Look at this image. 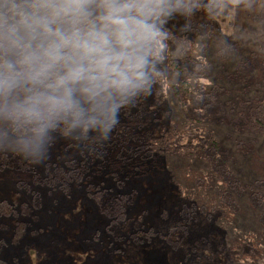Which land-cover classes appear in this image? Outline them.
Here are the masks:
<instances>
[{
  "label": "rangeland",
  "instance_id": "rangeland-1",
  "mask_svg": "<svg viewBox=\"0 0 264 264\" xmlns=\"http://www.w3.org/2000/svg\"><path fill=\"white\" fill-rule=\"evenodd\" d=\"M193 19L231 40L236 58L214 62L206 75L192 73L190 79L196 85L188 100H180L168 80L155 85L135 107L121 110L125 117L93 154L58 137L50 150H61L65 168L88 166H83L85 174L77 177L72 187L47 184L48 170L38 169L46 160L26 164L11 153L0 154V200L13 202L17 209L10 216L0 217V264H184L179 246L195 240L204 241L206 264H264V212L258 207L249 205L245 218L234 223L216 221L211 229L197 235L185 233V238L182 228L168 225L187 208L181 206V192L168 165L163 163L153 172L146 166L129 175L121 171L140 131L133 111L147 113L146 119L149 117L154 127L178 117L187 134L182 138L184 150L192 143L208 146L215 139L234 152L239 178L256 193L264 194V135L238 131V119L230 113L231 107L239 105L230 94L232 90H241L249 99L264 95V38L253 37L256 27L236 0H229V7L218 16L197 13ZM180 23L182 19L169 21L167 28L172 32L171 26ZM167 45L168 50L174 47ZM198 45L201 50L203 45ZM199 59H204L201 53ZM219 84L224 89L211 101L210 90ZM221 114L220 122L216 117ZM146 157L143 154L141 158ZM199 165L191 164L192 170L205 174L207 165ZM251 237L257 241L260 256L250 246Z\"/></svg>",
  "mask_w": 264,
  "mask_h": 264
},
{
  "label": "clouds",
  "instance_id": "clouds-1",
  "mask_svg": "<svg viewBox=\"0 0 264 264\" xmlns=\"http://www.w3.org/2000/svg\"><path fill=\"white\" fill-rule=\"evenodd\" d=\"M264 38V0H236ZM229 0H0V154L29 164L56 139L91 150L109 139L120 112L158 83H180L177 65L192 40L203 45L193 74L234 60L233 42L197 13L221 14ZM179 36L167 50L169 21ZM264 47V45H262Z\"/></svg>",
  "mask_w": 264,
  "mask_h": 264
},
{
  "label": "trees",
  "instance_id": "trees-1",
  "mask_svg": "<svg viewBox=\"0 0 264 264\" xmlns=\"http://www.w3.org/2000/svg\"><path fill=\"white\" fill-rule=\"evenodd\" d=\"M215 29V28H214ZM215 31V30H214ZM179 36L169 34L166 42L174 46L175 40ZM189 39V49L185 54V59L181 58L177 61L178 66L187 67L189 74L180 77V83L171 84V88L179 96V99L188 100L187 98L193 94L196 85L191 81L190 77L193 75V62L199 63L201 53L200 45L195 44ZM170 46H166L167 50ZM212 71V70H210ZM195 76L197 74H194ZM224 89L221 84L212 87L210 92L213 94L210 100H217L215 95ZM204 93L203 90H200ZM230 92L226 90V93ZM235 90L231 91V95L239 101V105L231 107V115L237 117L235 122L238 131H247L255 135H264V95L261 98L255 97L249 99L243 93ZM230 105V104H229ZM228 107V105L224 106ZM223 108V109H224ZM226 110V109H224ZM132 116L136 119V129L138 139L135 144L132 155L128 157L127 164L123 166L122 174L129 175L142 170V167H147L148 171L157 170L163 163L167 164L172 176L177 182L178 188L181 192L182 208L187 205V208L182 213L179 219H172L168 222L169 228L173 229L177 226L184 230V234L197 235L199 231L211 229L216 221L236 222L239 218L247 215L249 205L251 207H258L261 212H264V194L256 193L254 187L246 184L239 178L240 171L236 172L235 164L236 158L233 151L225 148L223 145L213 139L208 146L199 147L198 145H189V150H184L182 147V138L186 136V131L182 128V118L176 117L170 123L160 124V126H153L147 113H139L133 111ZM125 117L124 115H120ZM222 121V114L216 119ZM149 124L147 127L146 125ZM96 147V146H95ZM93 147L88 149L89 154H93L95 150ZM188 147V146H187ZM61 150L52 149L48 153V157L39 170L46 169L48 174L45 176L47 184L52 185L57 182L61 187L67 189L72 187V182L76 178L85 174L82 173L83 165L78 164V168H65L61 163L59 156ZM142 154V155H140ZM145 154L146 158L143 157ZM5 155V154H2ZM140 155V157H139ZM86 160L82 163H84ZM205 163L207 166L206 172L201 170H192V165H199ZM27 164V162H25ZM61 166V167H60ZM200 166V165H199ZM85 167L88 166L85 165ZM150 168V169H149ZM194 168V167H193ZM147 171V170H146ZM9 172V171H8ZM7 172V173H8ZM79 173V175H78ZM138 175V174H137ZM16 205L7 200H0V217L10 216L16 211ZM264 222V220H263ZM22 227H18L15 234L17 240ZM185 234V238H186ZM188 235V236H189ZM203 240H195L193 243L184 242L180 252L183 255L184 264H206V258L202 255L204 246ZM257 241L251 237L250 246L252 250L257 249V255L260 256L262 252L257 248ZM3 248V241L0 239V252ZM245 253H242V255ZM247 258L246 255H244Z\"/></svg>",
  "mask_w": 264,
  "mask_h": 264
}]
</instances>
